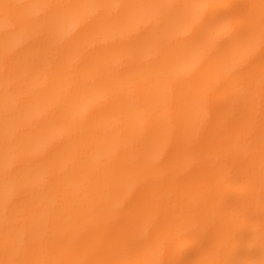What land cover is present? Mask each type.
Returning <instances> with one entry per match:
<instances>
[{"label":"snow or ice","instance_id":"snow-or-ice-1","mask_svg":"<svg viewBox=\"0 0 264 264\" xmlns=\"http://www.w3.org/2000/svg\"><path fill=\"white\" fill-rule=\"evenodd\" d=\"M0 264H264V0H0Z\"/></svg>","mask_w":264,"mask_h":264}]
</instances>
